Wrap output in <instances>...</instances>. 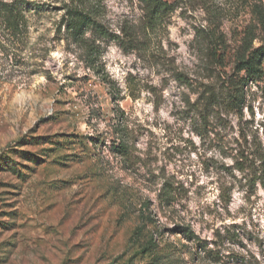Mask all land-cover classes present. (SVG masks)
Wrapping results in <instances>:
<instances>
[{
  "label": "rangeland",
  "instance_id": "374dc122",
  "mask_svg": "<svg viewBox=\"0 0 264 264\" xmlns=\"http://www.w3.org/2000/svg\"><path fill=\"white\" fill-rule=\"evenodd\" d=\"M164 1L153 25L149 0L93 1L103 29L75 35L78 0H0V264H264L237 166L264 153V74L207 104L264 0Z\"/></svg>",
  "mask_w": 264,
  "mask_h": 264
},
{
  "label": "trees",
  "instance_id": "16d2710c",
  "mask_svg": "<svg viewBox=\"0 0 264 264\" xmlns=\"http://www.w3.org/2000/svg\"><path fill=\"white\" fill-rule=\"evenodd\" d=\"M93 1L78 0L77 5L69 9L67 27L75 35H83L87 29L100 31L103 28L93 15ZM149 18L152 25L163 18L164 12L171 8V4L164 0H149ZM91 6V7H89ZM93 8V9H92ZM238 71L232 76L229 83L219 90H210L207 95V104L225 106L229 110H241L245 102L244 85L257 76L264 74V45L258 48L249 46L240 50L236 59ZM245 71V74H241ZM118 152L127 151V142L121 140L116 148ZM261 162L248 164L247 167L238 163V168L246 173L248 184L252 186L260 183L264 188V153L260 155Z\"/></svg>",
  "mask_w": 264,
  "mask_h": 264
}]
</instances>
